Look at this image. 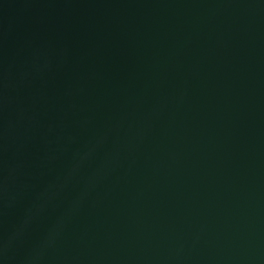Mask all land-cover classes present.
I'll return each instance as SVG.
<instances>
[{"label": "water", "instance_id": "1", "mask_svg": "<svg viewBox=\"0 0 264 264\" xmlns=\"http://www.w3.org/2000/svg\"><path fill=\"white\" fill-rule=\"evenodd\" d=\"M0 264H264V0H0Z\"/></svg>", "mask_w": 264, "mask_h": 264}]
</instances>
